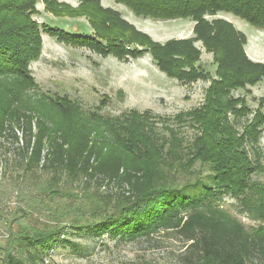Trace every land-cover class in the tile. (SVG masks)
<instances>
[{
	"label": "trees",
	"instance_id": "trees-1",
	"mask_svg": "<svg viewBox=\"0 0 264 264\" xmlns=\"http://www.w3.org/2000/svg\"><path fill=\"white\" fill-rule=\"evenodd\" d=\"M38 1L0 0V149L12 139L27 171L47 169L52 174L50 189L63 175L118 183L122 192L109 207L96 203L83 223L80 218L70 221L68 227L79 234L132 240L173 232L184 243L180 257L185 264H264V185L251 207L261 223L256 231L219 209L226 194L246 198L251 174L259 166L264 95L252 109L245 96L234 92H250L249 86L264 81V60L249 58L247 36L229 20L206 18L229 12L264 30V0H115L139 17L196 22L195 36L165 44L100 0H83L76 8L42 0L55 16H88L93 36L39 23L34 18ZM43 32L118 57L137 58L149 51L170 77L185 83L209 81L205 100L175 117L185 121L181 126L167 124L155 131L148 113L134 110L123 118L99 111L85 114L65 97L31 93L37 83L30 63L41 56ZM197 41L212 53L214 73L200 65ZM188 123L197 130L192 141L181 135ZM196 162L208 164L210 173L177 184V175L189 174ZM65 228L57 222L44 230L12 233L2 264H42L45 252L58 244L77 248V243L63 239Z\"/></svg>",
	"mask_w": 264,
	"mask_h": 264
},
{
	"label": "rangeland",
	"instance_id": "rangeland-1",
	"mask_svg": "<svg viewBox=\"0 0 264 264\" xmlns=\"http://www.w3.org/2000/svg\"><path fill=\"white\" fill-rule=\"evenodd\" d=\"M78 7L83 0H59ZM101 5L111 8L133 24L137 30L149 35L155 42L165 44L171 40L195 36L196 22L191 19L154 20L139 17L122 3L115 0H100ZM38 13L34 18L39 23L93 36L94 30L88 16H55L46 9L42 0L37 3ZM207 19L224 18L241 32L248 42L245 46L257 48L264 60V30L229 12L207 15ZM41 56L30 63L31 74L37 87L31 93H45L53 99L65 97L78 104L83 112L123 118L131 111L148 113L155 131L165 126H181L175 117L199 107L205 100L209 81L199 79L182 82L163 72L152 54L147 51L137 58L118 57L113 52L97 51L89 46L60 42L56 37L42 33ZM139 48L140 44L134 43ZM255 45V46H253ZM195 46L201 49L200 65L214 73L216 65L212 53L207 52L202 41ZM250 92L239 89L235 96H245L252 109L258 106V98L264 95V81L249 86ZM35 97H38L35 95ZM188 122V121H186ZM22 136V131H18ZM197 130L189 123L181 127V135L192 141ZM6 147L0 149V264L5 258V249L11 234L27 230H44L57 222L66 226L63 239L77 243L58 244L43 255L42 264H185L180 257L184 251L183 241L173 232L155 234L151 238L122 240L105 234L92 236L79 234L68 227L71 220H87L91 207L102 203L108 207L122 192L116 181L80 176L76 179L61 177L59 184L51 189L52 174L47 169L27 171L21 150L13 140H5ZM261 159L258 169L251 174V188L244 195L223 196L219 209L228 218L242 223L249 231H256L260 221L255 219L251 207L260 198V187L264 185V133L259 142ZM254 157V156H253ZM189 174L177 175V184L187 178L206 177L208 164L194 163ZM257 186V188H255ZM102 207V206H101ZM107 207V208H108ZM79 249V250H77ZM16 251V250H15ZM27 259V255L23 254Z\"/></svg>",
	"mask_w": 264,
	"mask_h": 264
},
{
	"label": "crops",
	"instance_id": "crops-1",
	"mask_svg": "<svg viewBox=\"0 0 264 264\" xmlns=\"http://www.w3.org/2000/svg\"><path fill=\"white\" fill-rule=\"evenodd\" d=\"M246 52L248 56L255 61L258 60V58H260V51L257 50V48L255 47L249 46V50L246 48Z\"/></svg>",
	"mask_w": 264,
	"mask_h": 264
}]
</instances>
